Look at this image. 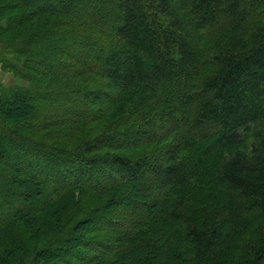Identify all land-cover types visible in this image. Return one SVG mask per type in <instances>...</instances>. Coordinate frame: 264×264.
I'll use <instances>...</instances> for the list:
<instances>
[{
  "label": "trees",
  "instance_id": "16d2710c",
  "mask_svg": "<svg viewBox=\"0 0 264 264\" xmlns=\"http://www.w3.org/2000/svg\"><path fill=\"white\" fill-rule=\"evenodd\" d=\"M0 68V264H264V0H0Z\"/></svg>",
  "mask_w": 264,
  "mask_h": 264
},
{
  "label": "rangeland",
  "instance_id": "374dc122",
  "mask_svg": "<svg viewBox=\"0 0 264 264\" xmlns=\"http://www.w3.org/2000/svg\"><path fill=\"white\" fill-rule=\"evenodd\" d=\"M14 79V75H12L10 72H6L3 70L0 71V81H3L5 83H12L13 81H15Z\"/></svg>",
  "mask_w": 264,
  "mask_h": 264
},
{
  "label": "crops",
  "instance_id": "0c3cea01",
  "mask_svg": "<svg viewBox=\"0 0 264 264\" xmlns=\"http://www.w3.org/2000/svg\"><path fill=\"white\" fill-rule=\"evenodd\" d=\"M0 71H1V68H0Z\"/></svg>",
  "mask_w": 264,
  "mask_h": 264
}]
</instances>
